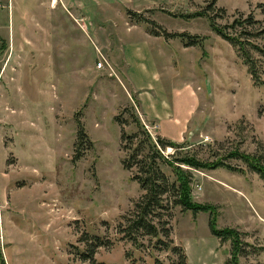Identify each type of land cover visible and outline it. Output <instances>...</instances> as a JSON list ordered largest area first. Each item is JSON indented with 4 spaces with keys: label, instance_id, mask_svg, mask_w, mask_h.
I'll return each mask as SVG.
<instances>
[{
    "label": "rangeland",
    "instance_id": "obj_1",
    "mask_svg": "<svg viewBox=\"0 0 264 264\" xmlns=\"http://www.w3.org/2000/svg\"><path fill=\"white\" fill-rule=\"evenodd\" d=\"M213 1L215 10L207 15L185 17ZM62 13L60 8L48 13V23L61 25V35L59 43L49 35L42 60L35 50L19 55L0 49V59L6 60L0 61L4 264H85L78 251L87 235L105 242L96 250V262L177 264L180 257L158 238L140 236L134 244L119 230L144 193L131 178L135 169L123 166V132L160 136L182 146L181 154L208 162L224 159L239 168L184 166L192 200L216 206L217 226L238 235L214 236L210 212L181 205H171L164 219L187 264H264V179L228 156L237 149L264 164V84L255 83L238 49L214 31L208 17L226 27L237 18L257 21L233 33L262 47L251 54L264 81V34L255 36L264 25V0H93V17L78 18V29L66 27L67 32L63 21L73 20ZM0 15L7 26L6 7ZM163 30L204 39L190 45L188 38L156 34ZM141 109L146 114L157 109L162 131L175 138L187 126L180 140L163 134L158 121ZM77 120L91 145H78ZM162 170L171 181L178 178L171 166Z\"/></svg>",
    "mask_w": 264,
    "mask_h": 264
},
{
    "label": "trees",
    "instance_id": "obj_2",
    "mask_svg": "<svg viewBox=\"0 0 264 264\" xmlns=\"http://www.w3.org/2000/svg\"><path fill=\"white\" fill-rule=\"evenodd\" d=\"M216 1L205 8L202 12L185 15L186 18L205 16L208 12L215 10ZM220 12L224 9L218 8ZM131 14V11H129ZM134 14V13H133ZM220 16V15H218ZM211 21V27L222 38L233 44L248 65V69L256 84H264L258 75L256 63L252 57L251 50L262 52L263 49L258 44L243 39L240 34H234L233 31L239 30L245 24L254 25L257 23L252 17L247 19L237 18L229 26L220 25L215 21L214 15L208 16ZM150 24H156V22L146 19ZM231 29L230 32L228 29ZM245 31V29H243ZM158 35H164L168 37H180L188 38V44L198 45L202 44L204 38H200L197 35H189L187 33H169L163 30L162 33L156 32ZM264 34V25L256 33L257 36ZM250 46V47H249ZM78 124V145L83 143L92 144L85 132L84 126L80 120H77ZM143 138H139V133L131 135L122 133V140L126 143L122 146L127 155L123 160V166L127 170H133L132 180L137 181L140 187L144 190L142 196L135 201L134 208L130 215L125 216L127 224H119V230L124 234V237L134 244H138V238L140 236H151L158 238V243L164 244L165 249H170L177 254L180 259L177 264H187L186 255L183 250L173 244V240L170 239V230L167 227V220L165 216L171 211V205H181L186 210H191L194 213L197 212H210L209 227L212 234L222 240L233 238L238 235L237 231L233 228H219L216 222V206L205 203L200 204L192 200L189 194L188 183L190 174L184 169V166H190L196 169H216L218 167H226L233 171H241L239 168L234 167L224 162V159H218L217 161L208 162L196 159L194 156L188 154H181L178 150L180 146L178 143L168 141L160 136L156 139L152 138L147 132L144 133ZM167 147H173L175 152L173 154L164 155L163 149ZM229 157L239 158L246 162L248 166L257 172L264 179V164L260 157L257 155H250L244 152H240L235 149L228 154ZM77 158V157H76ZM162 165L171 166L178 176L177 179L171 181L170 177L162 170ZM163 235L169 241H165L160 235ZM84 243V250H79L78 255L82 262L85 264H106L105 262H96L95 253L98 247L105 245V242L100 236L82 237L80 239ZM3 252L0 247V264H4ZM155 264H164L159 259L155 261Z\"/></svg>",
    "mask_w": 264,
    "mask_h": 264
},
{
    "label": "crops",
    "instance_id": "obj_3",
    "mask_svg": "<svg viewBox=\"0 0 264 264\" xmlns=\"http://www.w3.org/2000/svg\"><path fill=\"white\" fill-rule=\"evenodd\" d=\"M5 7L8 10L7 21L9 24L5 26V22L0 15V49L17 51L16 53L19 55L24 54L26 51L35 50L41 60L47 54L44 44L51 43L49 35L56 37L57 43H59L58 38L61 35V33H58L61 25L48 23L47 17L50 10L60 8L61 14H63V11L73 20L71 23L63 21L62 25L65 32H67L66 27L68 29H78L76 23L78 18L93 17V0H0V9ZM11 18L13 23H11ZM86 31L88 33V30ZM81 36L84 37V33H81ZM0 61L3 63L6 60L0 59ZM14 63L20 62L14 61ZM22 64L24 63L21 62L20 65ZM142 113L148 119L157 120V126L159 124L158 128H160V131L174 138V140H180L179 135L187 128V126H184V128L180 129L178 138H175L176 135L172 136L167 131H162L164 127L161 122L163 116L157 109L149 111V114L143 111Z\"/></svg>",
    "mask_w": 264,
    "mask_h": 264
},
{
    "label": "built area",
    "instance_id": "obj_4",
    "mask_svg": "<svg viewBox=\"0 0 264 264\" xmlns=\"http://www.w3.org/2000/svg\"><path fill=\"white\" fill-rule=\"evenodd\" d=\"M104 66V61L102 62V61H100V62H98V67H103Z\"/></svg>",
    "mask_w": 264,
    "mask_h": 264
}]
</instances>
